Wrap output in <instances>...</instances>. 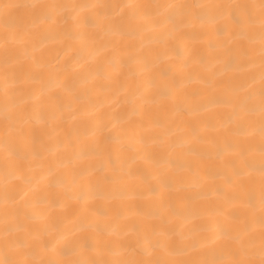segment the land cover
<instances>
[{"label": "bare ground", "instance_id": "1", "mask_svg": "<svg viewBox=\"0 0 264 264\" xmlns=\"http://www.w3.org/2000/svg\"><path fill=\"white\" fill-rule=\"evenodd\" d=\"M0 264H264V0H0Z\"/></svg>", "mask_w": 264, "mask_h": 264}]
</instances>
